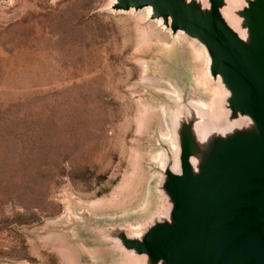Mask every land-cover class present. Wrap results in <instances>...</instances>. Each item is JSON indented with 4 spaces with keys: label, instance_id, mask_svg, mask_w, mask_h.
Instances as JSON below:
<instances>
[{
    "label": "rangeland",
    "instance_id": "1",
    "mask_svg": "<svg viewBox=\"0 0 264 264\" xmlns=\"http://www.w3.org/2000/svg\"><path fill=\"white\" fill-rule=\"evenodd\" d=\"M114 2L0 0V264H131L99 233L156 211L180 86L212 99L196 43Z\"/></svg>",
    "mask_w": 264,
    "mask_h": 264
},
{
    "label": "water",
    "instance_id": "2",
    "mask_svg": "<svg viewBox=\"0 0 264 264\" xmlns=\"http://www.w3.org/2000/svg\"><path fill=\"white\" fill-rule=\"evenodd\" d=\"M112 9H150V20L196 43L212 99L180 86L156 211L99 235L131 264H264V0H115Z\"/></svg>",
    "mask_w": 264,
    "mask_h": 264
},
{
    "label": "bare ground",
    "instance_id": "3",
    "mask_svg": "<svg viewBox=\"0 0 264 264\" xmlns=\"http://www.w3.org/2000/svg\"><path fill=\"white\" fill-rule=\"evenodd\" d=\"M231 2L233 3V4H235V5H237L239 2H241V0H231ZM147 11L150 13V9H147ZM159 31H160V29H159ZM163 31V30H162ZM180 35V34H179ZM166 36V35H165ZM166 39V38H165ZM165 41H167V39L165 40ZM193 48H195L196 49V52L199 54V55H201V51L199 50V49H197L195 46H193ZM205 85H210V82H206V80L203 82ZM218 87V88H217ZM215 89H214V92L216 93V94H219L220 93V91H221V93H222V95H225L226 94V92H224V90H223V87H222V84H221V81L220 80H218V86H217ZM195 104L198 106V107H200V108H202V109H206V110H208V112H210L212 115H215L217 112H218V106L216 105V104H214V105H208L207 103H205V102H200V101H198V102H195ZM176 151H177V148H176ZM162 167L164 168L165 167V162H163L162 161Z\"/></svg>",
    "mask_w": 264,
    "mask_h": 264
}]
</instances>
